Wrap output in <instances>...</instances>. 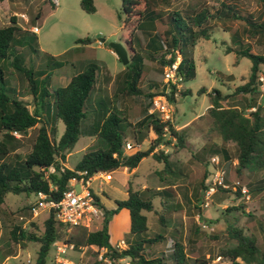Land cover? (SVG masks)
Returning a JSON list of instances; mask_svg holds the SVG:
<instances>
[{
	"label": "rangeland",
	"instance_id": "374dc122",
	"mask_svg": "<svg viewBox=\"0 0 264 264\" xmlns=\"http://www.w3.org/2000/svg\"><path fill=\"white\" fill-rule=\"evenodd\" d=\"M48 1L53 3L54 8ZM92 1L94 11L86 13L80 8L79 0H1L0 26L8 24L9 16L15 15L19 27L30 29V21L36 12L45 11L42 18L36 22L38 26L35 34L36 52H31L23 40L13 43L14 53L20 57L25 67L32 70L34 76L41 77V71L47 72L48 85L52 88L64 85L72 74L83 70L86 63L94 62L95 83L86 99L87 110L94 106L98 98L108 99L110 108L114 109L123 120L124 144L135 145V148L144 150L154 137L145 126L142 127L136 134L142 138L139 144L143 143L139 146L134 142L132 125L141 118L142 108L149 101L146 93L160 87L161 74L157 71L159 65L155 59L147 58L143 40L139 48L135 46V50L142 56V74L137 83L140 92L136 96L119 95L117 91L121 76L117 75L123 73L125 65L120 63L114 53L109 52V44L112 42L122 44L126 50L127 63L133 56V51L130 47H126L121 39L124 32L120 25L123 17L121 0ZM221 1L238 11L240 15H252V18L264 20V0H156L154 9L159 14V18L155 21L156 31L162 32L165 29L166 17L172 10L197 11L202 7L211 10ZM134 22V20L127 22L125 33L131 30ZM208 24L210 26L208 39H199L193 47L195 74L191 79L179 84L178 91L188 90V93L184 96L178 93L175 102L172 103V128L177 131L182 141L181 146L166 132L161 142L151 151L156 154L159 151L167 154L175 173L162 171L161 162L152 158L150 152L148 157L139 163L137 167L139 175L134 179L151 189L147 196L151 198L153 209L143 212L148 224L144 235L161 236L152 244L145 246L144 255L147 258L163 256L165 264H173L170 257L174 241L182 243L185 254L191 260L195 257H209L208 264H230L227 258L218 254L221 249L234 244L225 232L226 224L241 229L245 235H252L258 246L264 250V189L253 192L249 190L248 200L234 194L231 189L217 190L207 198L202 197V183H205L211 168L210 154L206 153L203 158L196 159V154L200 153L203 145L212 142L223 145L230 156L225 182L229 185L239 179L234 170L236 161L233 143L220 141L217 133L210 129V122L205 113L210 106L211 90H218L220 95H227L220 100L222 107L235 106L247 113L249 107L258 106L261 112L264 111V64L258 66L257 76L261 79H257L258 91L253 97L234 92L235 87L246 81L250 61L235 54L233 50L229 51V49L248 47L250 52L264 56V38L249 36L245 31L246 25L241 19L221 18L210 20ZM85 37L89 39L87 44L75 42L77 38ZM44 53L55 57L57 61L61 60L62 64L47 69L42 56ZM0 67L5 73L7 85L14 89V95L23 101L29 111H32V98L24 76L10 66L9 59L7 63L6 60H0ZM150 81H153L157 88H149ZM90 123L91 115L88 112L81 123L84 134L80 135L72 148L65 153L62 162L64 168L71 169L82 153L102 146L96 135H85ZM36 127L37 125L27 129L25 134L11 133L12 139L6 141L8 161H20L30 151ZM62 130L63 124L60 121L56 122V138ZM143 173L144 177H141ZM203 173L206 176L201 182ZM263 176L264 170L255 171L248 179L242 175L240 183L248 190L247 181L253 182ZM120 178L121 176L116 172L112 175L110 183L119 187ZM155 186H164L171 190L170 196L153 195ZM197 194H200L201 199ZM99 198L105 207L110 206L107 198L102 196ZM202 198L203 205L200 203ZM34 202L35 197L31 194L8 192L4 195L0 204V264H33L38 244L35 241L24 240L15 243L10 239L8 231L12 225H18L25 231L39 233L47 212L40 209L36 215H32L29 210ZM161 204L167 207L164 212ZM157 213H162V221L159 220ZM100 224V220H95L88 229L98 228ZM109 228L110 225L107 223V233L111 240L112 234ZM77 231L74 228L69 230L58 228L56 241L68 243L69 235ZM124 236V245L133 238L129 233ZM114 243L112 247L124 248L122 241H120L121 247ZM99 254H102V259H98ZM54 256L55 250L51 245L46 256V264H131L126 257L113 260L109 258L108 262L103 259L104 249L89 246L72 245V248L67 249L63 254L64 263L56 262ZM27 258H29L28 262H26ZM236 260L244 264L241 260Z\"/></svg>",
	"mask_w": 264,
	"mask_h": 264
},
{
	"label": "trees",
	"instance_id": "16d2710c",
	"mask_svg": "<svg viewBox=\"0 0 264 264\" xmlns=\"http://www.w3.org/2000/svg\"><path fill=\"white\" fill-rule=\"evenodd\" d=\"M155 1L121 0L123 17L120 25L124 30L121 39L126 47H130L133 51L131 61L125 65L123 73L117 75L121 76L117 91L121 96H136L140 92L137 83L142 74V56L139 51L135 50V46L139 48L143 40L147 58L157 61L159 65L157 71L161 76L163 66L171 64L178 55L176 72L180 77V83H182L191 79L195 74L192 59L193 47L199 39H208L210 28L208 22L210 20L241 19L246 25L245 31L249 33V36L256 35L260 39L264 38V20L252 18V15H240L238 11L222 1L211 10L207 7H202L197 11L172 10L166 17L165 29L158 32L155 28V21L159 18V14L154 9ZM48 2L54 8L53 3ZM79 6L86 13L94 11L92 0H79ZM44 13L45 11H37L30 21V26L38 28L36 22L42 18ZM117 17L119 18V16ZM130 20L135 21L134 25L131 30L125 33V26ZM8 21V24L0 26V60H6L7 63L9 59L10 66L24 76L32 98L33 109L29 111L23 101L14 95V89L7 85L5 73L0 67V204L8 192L26 195H35L37 192H41L47 196L48 200L57 201L61 192L67 187V180L76 176L77 171L85 170L87 174H91L96 171H111L118 167L133 168L142 157L147 156L153 147L161 142L163 139L162 128L165 125L168 135L175 138L178 145L181 146L182 141L178 137L177 131L172 128V124L159 122L153 113H148L151 106L150 97L163 92L162 83L159 89L146 93L149 101L142 108L141 118L132 125L136 144L142 140L136 134L144 126L151 130L154 138L144 150L135 148V145L124 149L123 120L114 109L110 108L109 100L98 98L93 107L88 110L86 108V99L95 83L96 64L88 62L83 70L72 74L64 85L49 87V74L41 71V77L34 76L32 70L23 65L20 57L13 50L14 42L24 40L27 48L31 52H36L35 33L28 28L19 27L15 15H10ZM75 42L87 44L89 39L87 37L77 38ZM232 50L235 51V54L246 57L250 61L246 81L235 87L234 92L245 93L253 97L258 91L257 71L258 66L264 64V56L250 52L248 47L229 49V51ZM42 56L47 69H53L62 64L61 60L57 61L51 55L44 53ZM148 87L157 88L153 81L148 83ZM171 88L174 89L173 86ZM172 92L170 91L167 95V99L174 103L176 99ZM178 93L180 96H184L188 90L178 91ZM209 94L210 106L207 107L205 116L209 119L210 129L217 133L221 142L230 141L233 143L236 161L234 170L239 178L238 181L240 182L242 175L248 179L255 171L264 170V111L261 112L258 106L254 111L247 113L235 106L222 107L220 100H223L227 95H220L218 90H211ZM88 112L91 115V123L85 135H96L102 146L82 153L71 169L64 168L62 162L65 159V153L72 148L79 136L84 134L81 130V123L87 117ZM58 121L63 124V130L56 138V122ZM35 125H37L36 133L30 151L20 161H8L6 141L12 139L11 132L25 134L27 129ZM206 153L210 154V157L217 155L220 165L224 164L223 168L226 173L227 167L230 166L227 149L215 142L205 144L200 153L196 154V159L203 158ZM150 156L161 162L162 171L175 173L167 154L159 151L157 154L151 152ZM49 167L52 168L50 172L47 171ZM242 170H244L243 174ZM205 176L206 174L203 173L201 182ZM246 184L248 191L264 189V176L253 182L247 181ZM205 188V183H202V190ZM221 189L217 188V190ZM150 191L149 188L133 190L128 185L126 197L122 200H115V207L112 209H106L94 195V202L102 212L99 219L100 226L91 230L75 227L74 229L78 231L70 234L67 242L73 246L92 245L98 249L104 248V255L112 260L126 257L131 264H165L163 256L147 258L144 255L145 246L161 237L158 234L150 237L144 235L148 224L143 212L153 209L151 198L147 196ZM152 193L169 197L171 190L162 188L154 190ZM234 194L240 196L239 191H234ZM197 195L200 197V194ZM200 203L203 205V198ZM161 207L162 212L167 210L165 205L161 204ZM119 208H126L128 211V233L133 237L122 249L110 245L107 233V223ZM157 216L160 221L163 220L162 213H157ZM58 228L66 229V225L55 220L52 210H49L46 218L42 221L39 233L25 231L18 225H12L8 234L15 243L21 240L35 241L38 245L33 264H46V256L51 243L57 239ZM225 232L234 241V244L221 249L218 253L220 257L227 258L230 264H240L236 259L241 260L244 264H264V250L258 246L252 235H245L241 229L229 224L225 225ZM170 258L173 264H208L209 261V257H195L191 260L185 254L182 243L178 241L173 242Z\"/></svg>",
	"mask_w": 264,
	"mask_h": 264
},
{
	"label": "built area",
	"instance_id": "2783aa9c",
	"mask_svg": "<svg viewBox=\"0 0 264 264\" xmlns=\"http://www.w3.org/2000/svg\"><path fill=\"white\" fill-rule=\"evenodd\" d=\"M21 17H23L22 14ZM30 30L36 32L37 27H31ZM109 52L114 53L112 49H110ZM178 60L179 57L176 55L175 60L171 64L163 66L161 76L163 92L154 94L150 97L151 106L148 109V113H153L158 118V121L162 123L168 122L172 124L173 107L172 103L167 99V95L170 91H173L172 95L176 98L178 94L180 84V77L176 72ZM257 79L260 80L261 78L257 76ZM171 86L174 87L173 90ZM255 107L256 106L249 107L248 112L254 111ZM162 131L163 136L167 132L166 125L163 126ZM11 133L15 135L18 134L16 131H12ZM129 146L130 144L125 143L124 149H128ZM209 161L211 168L207 174V179H205L206 188L202 190L203 196L205 198L209 197L220 187L222 189H231L233 192L239 191L240 197L244 200H248V190L238 180L232 181L229 185L225 182V170L219 163V157L217 155H212ZM47 171H52V168L49 167ZM108 172L109 171H96L87 174L85 170L77 171L76 176H72L67 180V187L61 192V196L57 201L48 200L45 194L37 192L33 195L35 197V202L31 205L29 211L32 215H36L40 209H44L47 213L49 210H52L54 219L66 225V230L75 227L88 229L95 220H99L102 216L101 209L94 202L95 194L91 189V181L95 179H108ZM202 227H204L203 224ZM51 245H53L55 250V261L64 263L65 259L62 258L63 254H65L67 249L72 248V244L53 241ZM98 259H102V254L98 255ZM103 259L109 262V257L104 255ZM28 261L29 258L26 259V262Z\"/></svg>",
	"mask_w": 264,
	"mask_h": 264
},
{
	"label": "crops",
	"instance_id": "0c3cea01",
	"mask_svg": "<svg viewBox=\"0 0 264 264\" xmlns=\"http://www.w3.org/2000/svg\"><path fill=\"white\" fill-rule=\"evenodd\" d=\"M31 27H33V26H31ZM37 31H38V28H37L35 34L37 33ZM149 131H150L149 133H151L152 136L154 137L151 130H149ZM141 144H139V146H141ZM145 157H148V156H145ZM145 157H142L139 160V162L137 163V165L133 168L127 169L126 167H118V168L108 172V174H109L108 179H106V180H96L95 179V180L91 181V189H92L93 193L97 196L99 202L104 206V204L100 200L99 196L107 198L108 201L110 202V206L109 207L104 206L105 208L112 209L115 207V204H114L115 200L124 199L127 195L126 188L128 185L133 190H142L144 188L150 189V187H147L145 184H140V182L138 183V181H136V180L134 181V179L137 178L139 175L137 172V167H138L139 163L142 161V159H144ZM116 172H118L119 175L121 176V178L119 180L120 181L119 187L110 183V180L112 179V175L115 174ZM142 176L144 177V173L141 174V177ZM162 188H164V186H161V187L155 186L154 190H160ZM128 224H129V216H128L127 209L126 208H119L111 216L110 220L108 221V225H110L109 229H110L111 234H112L111 240H110L109 235H108V241H109L110 245L113 246V243L115 242L116 244H118V246L121 247L120 241H122V245L124 247H126L127 243H129L131 241V240H128V242H126L125 245L123 243V239L125 237L124 235L128 234ZM107 232H108V229H107ZM89 247L93 248L95 246L90 245Z\"/></svg>",
	"mask_w": 264,
	"mask_h": 264
},
{
	"label": "water",
	"instance_id": "95a60500",
	"mask_svg": "<svg viewBox=\"0 0 264 264\" xmlns=\"http://www.w3.org/2000/svg\"><path fill=\"white\" fill-rule=\"evenodd\" d=\"M110 49L113 50L115 56L120 61L121 64L126 65L127 64V54L126 50L122 46L120 42H112L109 44Z\"/></svg>",
	"mask_w": 264,
	"mask_h": 264
}]
</instances>
